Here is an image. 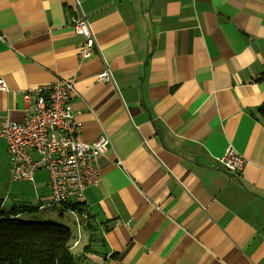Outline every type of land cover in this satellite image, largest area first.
<instances>
[{
	"label": "crops",
	"instance_id": "1",
	"mask_svg": "<svg viewBox=\"0 0 264 264\" xmlns=\"http://www.w3.org/2000/svg\"><path fill=\"white\" fill-rule=\"evenodd\" d=\"M75 1L98 46L82 63ZM263 72L264 0H0V116L21 122L22 92L73 81L80 141L109 142L98 184L60 205L76 264H264Z\"/></svg>",
	"mask_w": 264,
	"mask_h": 264
},
{
	"label": "built area",
	"instance_id": "2",
	"mask_svg": "<svg viewBox=\"0 0 264 264\" xmlns=\"http://www.w3.org/2000/svg\"><path fill=\"white\" fill-rule=\"evenodd\" d=\"M72 32L81 37L78 45L79 63L98 50L96 38L75 1L71 18ZM99 82H113L107 65L96 76ZM6 89L0 79V90ZM28 105L21 122L15 123L0 116V140L6 144L10 157L11 181L32 182L38 170L47 173L51 204L63 205L80 198L83 191L99 182L97 157L106 153V138L87 144L79 139L80 124L72 110L77 98L73 81L57 80L53 84L30 88L22 92ZM223 169L237 174L245 160L232 148L219 159Z\"/></svg>",
	"mask_w": 264,
	"mask_h": 264
},
{
	"label": "trees",
	"instance_id": "3",
	"mask_svg": "<svg viewBox=\"0 0 264 264\" xmlns=\"http://www.w3.org/2000/svg\"><path fill=\"white\" fill-rule=\"evenodd\" d=\"M264 86V72L259 78ZM264 123V103L258 110ZM80 204L71 210L80 213ZM32 207L5 206L0 199V264H76L69 228L50 222L22 220Z\"/></svg>",
	"mask_w": 264,
	"mask_h": 264
},
{
	"label": "rangeland",
	"instance_id": "4",
	"mask_svg": "<svg viewBox=\"0 0 264 264\" xmlns=\"http://www.w3.org/2000/svg\"><path fill=\"white\" fill-rule=\"evenodd\" d=\"M0 145H3L2 148L6 150L7 156V149L6 144L4 141H0ZM4 153L0 151V183L3 185L6 183V178L2 174L3 167H4ZM8 170V169H7ZM34 181L28 183H24L22 181H14L16 183L14 184V188L11 192V195L9 196V199H11L13 196H16V199H18V203L16 202V206H23V207H32L33 210L28 212V214H23L21 217L22 220H32V221H38V222H50L54 224H61L67 228L70 229L71 234L74 236L77 233V229L75 226V215H71L64 207L60 205H52L50 202H43L39 203L38 198L47 194L48 192L42 193V189H46V184L48 182V176L47 173L38 170L34 174ZM9 182L11 183V179L9 178ZM41 182V184H39ZM39 185H42L40 187ZM39 196V197H37ZM34 198L37 199L34 201ZM38 205H41V207H38ZM77 216V215H76ZM79 231V230H78Z\"/></svg>",
	"mask_w": 264,
	"mask_h": 264
}]
</instances>
